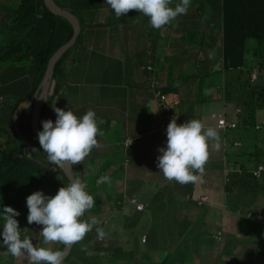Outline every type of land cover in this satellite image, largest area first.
I'll list each match as a JSON object with an SVG mask.
<instances>
[{"label": "trees", "instance_id": "obj_1", "mask_svg": "<svg viewBox=\"0 0 264 264\" xmlns=\"http://www.w3.org/2000/svg\"><path fill=\"white\" fill-rule=\"evenodd\" d=\"M54 1L64 10L77 16L82 31L75 46L66 52L55 68L49 100L43 109L41 122L46 120L49 114H55L54 107L58 108L75 71H79L82 66L87 67L95 73L94 81H104L105 84L109 78L114 77L115 79L108 83L119 86L116 74L112 75L108 71L123 74L127 61L129 67L137 56L125 57L126 45H122V38L132 36L131 45L137 42L139 36H144L150 48L157 52L163 28L172 25L171 22L160 29H153L149 25V18L137 10H130L126 15L117 18L105 0ZM186 14L188 16L184 18L190 23H187L185 33L187 43L191 45L180 47V54L179 51L174 53L178 55L179 62L195 65L201 86V91L193 93V101L187 100L189 104L186 106L191 109L202 108L218 102L219 95L226 101H236L240 97L236 109L228 112V117L224 116L228 121L235 118L237 123H230L236 124L237 128H219L224 132V139L234 133L239 134V140L245 142L239 148L235 146L234 141L230 145L226 141L224 143L226 151L219 161L223 164L221 172L224 180L223 194H219L220 202L214 200L213 206L211 202L203 200L204 196H197L196 188L201 175L198 171L194 173L198 179L192 183L180 184L167 179L156 168L157 150L150 147L139 155L136 149L140 141L126 140V131L121 122L119 125L122 131L120 128L119 132L123 137L119 139V144L115 145L113 150L107 148L101 155L98 149L93 148L80 164L73 165L74 174L86 184V190L96 201L94 207L89 210L92 214L101 213L102 190H106L108 199L115 202V209H124L126 202L130 206L133 201L142 203L144 190L161 178L164 183L157 184L159 191L151 203H147V209L145 206L144 211H138L136 205L131 206L133 217L127 218L136 226L147 213L151 214L149 217L153 218L152 233L145 235V248L143 247L142 253L140 250L125 249L122 240L107 235L103 239L99 238L96 228L104 230L105 224L103 222L101 225H94L92 231L75 244L63 264H197L196 258L202 261L201 264H204V259L206 264H264V249L260 252V257H256L258 252L253 254L258 261L242 263V259L233 256L234 254L230 257L232 251L227 248L234 243L240 245L237 248L244 246L248 231L252 232L253 227L260 222L264 224V221L254 217L253 209L248 204L244 205L246 201L258 203L264 190V173L258 175L260 168L264 167V139L259 137L264 130V82L261 83V79L251 84L253 69L250 66L256 65L259 71L264 73V0H191ZM198 23L200 25L196 26ZM74 34L72 24L53 14L45 0H0V206H11L20 212L17 219L22 238L28 236L40 247L50 248L52 244H44L40 235L41 225L28 224L26 198L38 190L54 196L61 187L67 186L71 181L62 169L48 163L47 153L41 149L32 128V116L50 61L73 39ZM199 38L200 41H196ZM250 41L255 42L252 49L249 47ZM90 47H96L93 49L92 59L88 56ZM109 47L115 55L116 60L110 61L112 67H115L106 69L105 72L106 56L103 55L98 62L102 66L98 69L92 68L95 65L91 64L98 61L101 53H107ZM79 51H83L80 56ZM202 54H206V60L199 58ZM143 62L147 63L146 60ZM144 70L145 74L149 75L150 87L156 93L160 106L161 122L158 131L166 133V129L161 128L165 118H169V122L176 119L178 124L186 122L183 117L188 115H181L182 112L177 110L181 105L176 104L175 109L171 101V96L177 93V89L164 86L160 88L161 82L153 78V66ZM213 92L219 95L215 96ZM157 93L161 95L158 96ZM163 96L166 101L162 100ZM22 104L30 107L22 108ZM166 106L170 108L169 112L163 111ZM238 108L242 110L238 112ZM226 109L225 106V111ZM144 135L147 136L148 133L145 132ZM33 148L39 151L30 156L28 152ZM229 148L232 150L228 151ZM117 151L123 153L120 161L117 158L119 154H115L106 163L108 167L98 169L96 165L101 162L97 164L96 157L106 158ZM132 165H138L142 169V176L138 179L133 176ZM148 174H151V177L145 179ZM103 176H108L110 182L98 183ZM150 189L152 191V187ZM243 205L245 211L241 210ZM208 220L211 221L210 224L204 225L206 228H200L203 225L200 221ZM2 223L0 220V225ZM189 236L193 237L191 243L188 241ZM226 237L229 238L226 251L222 254L219 252V256L214 255L215 250L225 244ZM204 242L211 246L208 249L211 255H202L200 247ZM52 243L53 251L66 250L62 243ZM89 250L102 253V258L95 257L94 262H91ZM26 259L27 255L14 257L0 245V264H26Z\"/></svg>", "mask_w": 264, "mask_h": 264}, {"label": "clouds", "instance_id": "obj_2", "mask_svg": "<svg viewBox=\"0 0 264 264\" xmlns=\"http://www.w3.org/2000/svg\"><path fill=\"white\" fill-rule=\"evenodd\" d=\"M173 0H105L120 18L130 10H137L149 18L153 29L168 25L178 16L187 13L191 0H180L172 7ZM42 96L41 98H45ZM20 107L28 108L22 104ZM56 119L42 121V130L38 132V141L44 153H47L48 163L56 168H72L80 164L97 146L96 137L102 135L98 118L93 110H88L82 117L73 110L65 111L54 107ZM166 146L160 147L157 157V167L169 179L180 184L195 182L204 172V165L209 157V146L220 147V134L216 128H205L201 120L191 119L187 123L178 124L173 119L166 129ZM39 150L33 148L31 156ZM98 183H108V176L101 177ZM96 201L86 190V184L74 175L71 182L61 187L58 192L46 195L42 190L33 192L26 198L28 208V224L42 226L40 235L44 244L59 242L67 246L81 241L93 226L99 221L82 219L91 210ZM20 212L11 206H0V245L14 257L27 255L30 264H63L64 251H53L51 248L34 244L28 236H21L19 220ZM99 238L103 239L105 232L96 228Z\"/></svg>", "mask_w": 264, "mask_h": 264}, {"label": "crops", "instance_id": "obj_3", "mask_svg": "<svg viewBox=\"0 0 264 264\" xmlns=\"http://www.w3.org/2000/svg\"><path fill=\"white\" fill-rule=\"evenodd\" d=\"M171 27L172 26L163 28V35L159 39L161 42L159 41L160 46L157 48V52H154V50L150 48V44L146 41L144 36H139L140 38H138L135 45L139 44L138 46L140 49L139 52L131 50L129 55L132 56V58L134 55L137 56L133 58L132 61L134 63L129 67L127 61L126 65L128 71L125 72L123 70V74L120 73L119 75L116 72L114 73V71H108L109 73H112V75L116 74V76L118 77L116 81L117 84L119 83V86L108 83L112 82V80L115 79L114 77L109 78L108 82H106L105 84H103L104 81H94L93 79L95 73L92 72L91 69L82 66L79 70L80 75L77 76L76 79L72 78L70 80L65 89L64 95L57 107L64 109L65 111L71 109L78 117H82L87 113L88 110H93L96 113L99 127L103 134L96 137L98 144L94 148H96L95 150L98 149L100 155L105 152L104 150L107 149L106 145L103 142L104 139L108 137L110 139H113L114 141V136L109 133L110 131L108 129V126L112 129L114 128V124H116L115 122H113V119H111L114 116L116 118H121L123 126L122 128L126 131V133L124 134L126 140H136L138 142L140 141L137 144L136 149L139 155L147 151L150 147L153 148V150H157L158 152V149L160 147L166 146L167 135L166 133H160L158 131V125L161 122L160 106L156 98V93L150 87V80L148 79L149 75H146L147 73L145 74L144 72V68L153 66L155 68V75H153V78H157L159 82H161L159 83L160 88L164 86L165 88L177 89V93L171 96V101L175 109L177 108L176 104L181 105L179 108L180 110L178 108L177 110L179 112H182L181 115L183 113L188 115L185 117V115L183 114V118L186 122L191 119L201 120L205 128L213 127L219 131L220 147L219 149H217L212 146V144H214L215 142H212V144H210L209 157L205 163L204 173H206L207 171H209L210 173L212 169H218L221 173V171L223 170V164L219 161L222 160V157L225 154L224 143L226 139L223 138L224 132H222L218 128V118L224 116L228 117V111H225V105L219 106L217 102L211 103L210 106H203L202 108L196 107L195 109H191L190 106H186V104H189L187 103V100L190 99L193 101V93H199L201 91V86L200 81L196 76L197 72L195 70H197V68H195V65L192 66V63L185 64L184 62H179L177 57L178 55H175V53L173 52H167V54H164L160 49L163 40L168 37L164 32L168 31ZM122 39V45H126L124 46V51L126 50V53H128L130 51V42L133 38L132 36L128 35L125 39ZM109 44L111 46L112 39H110ZM111 52V47H109L107 53L100 52L101 57L103 55L106 56L105 72L106 69L110 70L115 67L114 65L112 67V63L110 62L112 59H114V61L116 60L115 55H113ZM178 54H180V51ZM198 55H200V53H198ZM210 55V52H208V56ZM201 56H199L200 59H207L206 54H202ZM144 60H147V63L143 62ZM101 66L102 65L92 68L98 69ZM176 73L179 74L178 77H176ZM67 89H71L72 93H68ZM117 110H119L118 113H116ZM48 119H51L54 122L56 119V114H49L46 120ZM146 119H148L150 122L147 123L148 120ZM229 120L237 123V121H235V118ZM145 132L148 133L147 136L144 135ZM238 135L239 134H235V136ZM234 142L237 148L241 147L244 144L239 140V138H236ZM118 144L119 143H116V145ZM114 146V143L107 145V147H109V150H113V148H115ZM135 146L136 144L134 145V147ZM158 155H160L159 152ZM211 166L214 167L211 168ZM156 168L159 169L157 166ZM207 177L208 175H206L203 179V174L200 175L199 184L196 188L197 196H205V194L202 193L203 191L200 190H202V185ZM223 181L224 180L222 179V182ZM222 186H224V183L222 184ZM141 204H144L146 206L147 203L142 202ZM134 210L136 209L134 208ZM252 233V235H254L255 231L253 230ZM258 235L261 239L262 235ZM245 244L249 245L246 242ZM238 252H240V250Z\"/></svg>", "mask_w": 264, "mask_h": 264}, {"label": "rangeland", "instance_id": "obj_4", "mask_svg": "<svg viewBox=\"0 0 264 264\" xmlns=\"http://www.w3.org/2000/svg\"><path fill=\"white\" fill-rule=\"evenodd\" d=\"M14 1L17 2V0H14ZM179 2H180V0H173L171 6L175 7V5L177 3H179ZM187 16H188L187 14L178 16L175 20H173L172 25H170L172 27L168 31L164 32L165 35L168 36V37L165 36L166 38L163 40L162 46L160 48L164 54L165 53L167 54V52H173L174 53L175 51H179L180 47L188 44L185 32H186V28H187L186 23H190V21L189 20L186 21L187 19H185V18ZM140 22H142V21H140ZM198 25H200V23H198L196 26H198ZM187 37H188V35H187ZM196 41H200V38L198 40H196ZM196 41H193V42H196ZM134 43L135 42L131 43V45L129 47L130 51L128 53H126V50H125V52H124L125 57L129 56L131 50H133L135 52H137V51L139 52V49H140L139 46H138L139 44L135 45ZM192 44H194V43H192ZM188 45H191V44H188ZM254 45H255V42L254 41H250L249 47L251 49H252V47H254ZM94 48H96V47H90L88 49V51L91 50L89 55H88L90 59H92V57L94 55L93 54V51H94L93 49ZM196 48H198V47H196ZM83 51H84V49H83ZM83 51H79L78 52V54H79L78 56H80V54H82ZM85 51H87V50H85ZM194 51H196V50H194ZM100 57L97 58L98 61L100 60ZM98 61L96 63H94V64H91V65L100 66L101 64L98 63ZM252 61L254 62V59H252ZM125 62L126 61H124V63ZM250 66L253 69V71L251 73V84H255V83L259 82L261 79H262L261 83L264 82V80H263L264 73L259 71V67H257L256 65H254V67L252 65H250ZM218 68H219V66H218ZM127 71H128V68L126 66L125 72H127ZM79 75H80L79 71H75V74H73V76L71 78L76 79L77 76H79ZM178 76H179V74L176 73V77H178ZM261 76H262V78H260ZM208 82L209 81L207 80L206 84H208ZM230 89L232 90L233 88H230ZM67 90H68V93H72L71 89H67ZM214 94H215V96L219 95V93H217V92H213V95ZM220 97H222V96L219 95L217 97V101H218L217 104L219 106L220 105L221 106L225 105L226 108H227L226 110L228 112H230L231 110L236 109V107L238 106L240 97H238L236 101L235 100L234 101H232V100L231 101H228V100L226 101V99H224V98L221 99ZM65 98H66V96H65ZM241 103H244V102H241ZM205 106H210V105H205ZM204 108H206V107H204ZM241 110H242V108H238L237 111L239 112ZM111 119H113V121L116 123V124H114V128H112V129H111V127L109 128V126H108V129L110 131L109 133L112 136H114V141H113V139H110V138L106 137L104 139V141H103L104 144L106 145V148H109V147H107V145H110L112 143H114L116 145V143H119L118 142L119 139H122V137H123L122 136L123 134H121V132H118L120 130V128H121V125H119L121 123V118H116L114 116ZM146 120H148V119H146ZM149 122L150 121H147V123H149ZM121 131H122V129H121ZM259 137L264 139V130L259 134ZM236 138H240V137L239 136H235L234 134H230L227 137L226 142H228V144L230 145V144H232V141H234ZM243 143H245V142L243 141ZM231 150L232 149H230V148L228 149V151H231ZM228 151H227V154L229 155ZM114 152L112 153V155H108L106 158L96 157L98 159L97 164L101 162V164L96 165L98 167V169L108 167L106 163H108L109 160H111L115 154H119L117 156V158L120 161L121 156H122L123 153L120 154L119 153L120 151H117L116 153H114ZM132 172H133L134 178L138 179V177H140V175H141L142 169H140L138 167V165L137 166L136 165L135 166L132 165ZM206 175H208V177L204 181V183L202 185V190H200V191H203L202 193L205 194V196L203 195L204 196L203 200H205L207 202H211V205L215 206L214 205V203H215L214 200H216L219 203L220 199H221L219 193L223 194V189H222L223 188V186H222V184H223V182H222L223 174H222V172L220 173V171L218 169H212V171H210V173H209V171H207L206 173L203 172V179L205 178ZM150 177H151V174H148V176L145 177V179L146 178H150ZM199 179H200V177H199ZM157 182L155 181V182L152 183V185H151L152 191L150 189L151 187H147L146 188L147 190L146 189L144 190V192H143V200L146 203H151V201L154 199L155 195L158 193L159 190L157 189V184H159V183L163 184L164 183L161 180V178H160V181L157 180ZM198 184H199V182H198ZM148 186H150V185H148ZM161 187L162 186H159V188H161ZM153 190H155V191H153ZM100 196L102 197V202H103L102 203V208H101V213L100 214H92V213H90V211H87L85 213V215L83 216V218L86 221L90 222L91 219L94 217V218H96L99 221V223L97 225H99V224L101 225V223L104 222V224H105L104 232H105V235H107V237H110V238L113 237V239L115 238V239H118L119 241L122 240L124 242V248L127 249V250H130V249L131 250H140L143 253L144 252L143 250L145 248L144 247L145 246L144 242L146 241V236L145 235L148 234V233L149 234L152 233L151 232V226H152V219L153 218L149 217V216H151V214L147 213V215L145 217H143L142 221H140L136 226H133V221L131 219L128 221L129 218L133 217V215H131L132 214L131 212H133V210H132L133 208L131 206H135L133 204V202H131V206H130L129 203L127 204V202H126L125 203L126 204V208H124V209H118V208L115 209V207H114V203L115 202L113 203V201L108 199V195L106 193V190L105 191L102 190L100 192ZM254 202L255 201H253V202H250V201L247 202L246 201L244 203V205L248 204L249 207H251L253 209L252 213H253L254 217H256V218L258 217L260 219L259 221H264V190L261 192V195H260V198L258 200V203H254ZM244 205L241 206V210H244ZM146 209H147V204H146ZM210 222H211L210 220H208L207 222H201L200 221V223H203V225L200 226V228H206L204 225H206V224L209 225ZM249 223L250 222H248V224ZM141 225H143V226H141ZM250 226H252V224H250ZM256 226H258L259 228L256 229L257 228ZM253 228H254L253 230L255 231L254 235H252L253 233L249 230L248 231L249 235H248V237H247V239L245 241L249 245L245 244L244 246H241V247L237 248L240 245H238L237 243H234L232 246L227 247V242H228L229 238L226 237L225 238V244L224 245L222 244V246L218 247L219 250L218 249L215 250L216 253L214 255L217 254V256H219V252L222 254L224 251H226V247H227L229 250L232 251L229 254V256L231 257L234 254L233 256H236L237 258L242 259V260H240V262H242V263H243V261H245V262L258 261L259 259L258 258L255 259L254 258L255 256L253 254L255 252H258L259 254L256 257H260L261 256L260 252L264 249V224L262 222H260L257 225H255V227H253ZM197 229H199V228H197ZM258 234L262 235L261 239L259 238ZM193 237L190 238V236H189V238H188L189 243H191V240H192ZM51 244L53 246L54 243L51 242ZM52 246L50 248H52ZM209 246L207 244H205V242L201 245V247H200L201 250L200 251H201L202 255H207L208 256V255L212 254L208 250L211 247V246L210 247ZM215 246H216V244H215ZM43 247H47V246H43ZM239 249H241L240 252H238ZM236 251H237V253H236ZM89 252L91 254L90 256H92L91 262H94L95 257H99V258L101 257L102 258V256H103L102 253H98L96 251L94 252L93 250H89ZM263 256H264V254H263ZM24 257H26V256H24ZM27 258L28 259H26V264H30V259H29L28 256H27ZM196 259H197V261L195 260V262L197 264H201L202 263V261L199 258H196ZM141 260H143V256L142 255H141ZM203 262H204V264H206L205 259L203 260Z\"/></svg>", "mask_w": 264, "mask_h": 264}, {"label": "water", "instance_id": "obj_5", "mask_svg": "<svg viewBox=\"0 0 264 264\" xmlns=\"http://www.w3.org/2000/svg\"><path fill=\"white\" fill-rule=\"evenodd\" d=\"M45 3L53 14L65 18L72 24L75 34H74L73 39L66 46L61 48L52 58V60L50 61L49 67H48L46 77L41 85L42 91L36 99L35 110L32 116V128L35 132V135L37 136V139H38V132L41 131L40 122H41L42 112H43V109L46 103L49 100L50 90L52 87V82H53V78L55 74V68L58 62L61 60V58L66 54V52H68L72 47L75 46L81 34V31H82L81 23H80V20L77 18V16H75L71 12L66 11L60 6H58L54 0H45ZM42 96H46V97L41 98ZM63 171L68 176L70 181H71V177L73 175L75 176L73 166L72 168L63 169ZM75 244L67 246L66 250L64 251L65 255H64L63 262L69 257Z\"/></svg>", "mask_w": 264, "mask_h": 264}, {"label": "built area", "instance_id": "obj_6", "mask_svg": "<svg viewBox=\"0 0 264 264\" xmlns=\"http://www.w3.org/2000/svg\"><path fill=\"white\" fill-rule=\"evenodd\" d=\"M157 95L160 96L161 94L157 93ZM162 100L166 101V98L163 96ZM163 111L164 112H169L170 108L168 106H166ZM169 123H170L169 122V118H165V120L163 121V123L161 125V128L162 129H167V126H168ZM184 123H187V122H184ZM218 128H220L222 130H227V129H236L237 126H236V124L230 123L228 120H226V118L220 117L219 120H218ZM262 173H264V167L260 168V170L258 172V175H260ZM133 204L136 205L138 211H144L145 210V205L144 204L137 203L136 201H133Z\"/></svg>", "mask_w": 264, "mask_h": 264}]
</instances>
